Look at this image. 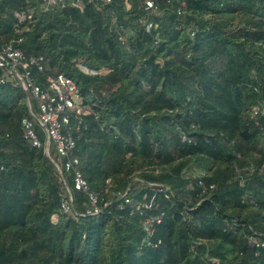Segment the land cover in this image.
<instances>
[{
  "label": "trees",
  "instance_id": "trees-1",
  "mask_svg": "<svg viewBox=\"0 0 264 264\" xmlns=\"http://www.w3.org/2000/svg\"><path fill=\"white\" fill-rule=\"evenodd\" d=\"M146 2L0 0V49L44 57L40 82L78 84L77 152L101 209L83 215L76 192V214L60 213L73 177L25 140L26 94L0 86V264H264V0ZM126 192L156 206L132 214ZM162 213L154 248L144 222Z\"/></svg>",
  "mask_w": 264,
  "mask_h": 264
},
{
  "label": "built area",
  "instance_id": "built-area-1",
  "mask_svg": "<svg viewBox=\"0 0 264 264\" xmlns=\"http://www.w3.org/2000/svg\"><path fill=\"white\" fill-rule=\"evenodd\" d=\"M75 1L80 3V0ZM158 7L157 0H147L145 8L151 14L157 12ZM16 17L19 23H23L31 18V14L21 12L17 13ZM151 28H153V22L148 24L147 30ZM21 40L19 39V42ZM83 69L85 72L97 73L87 68ZM44 71V57H28L13 43L0 49V86L10 84L27 96L26 104L30 116L21 122L25 140L38 148L44 145L45 153L49 157H51V151H54L59 157V163H54L63 176V180H65V176L73 177L74 188L70 189L67 185L68 197L62 201L60 213L64 215L76 214L74 200L75 193L79 192L87 195L89 199L90 209L87 214L83 215H98L101 212L99 197L90 189L84 174L85 162L77 152V142L81 137L76 133L81 131L83 125L79 118L83 112V100L78 84L63 73L47 75L45 80L40 82L35 74H43ZM74 119L76 123H73ZM40 132L45 136V144L40 138ZM183 138L185 141L191 142L187 136ZM202 185L203 182L199 181V186ZM214 187L212 185L210 188ZM150 190L163 195L167 200H171L173 195L170 188L161 184H150ZM123 198H125L126 204L134 206L132 214L144 216L147 210H152L156 206L154 195L150 198L145 195L142 200L134 201L126 192ZM163 216L164 213L153 216L144 222L148 246L157 248L161 244V241L153 243L151 238L154 235L155 226L162 222ZM252 243L257 247L264 246L257 240H253Z\"/></svg>",
  "mask_w": 264,
  "mask_h": 264
},
{
  "label": "crops",
  "instance_id": "crops-1",
  "mask_svg": "<svg viewBox=\"0 0 264 264\" xmlns=\"http://www.w3.org/2000/svg\"><path fill=\"white\" fill-rule=\"evenodd\" d=\"M54 220L57 221V216H55Z\"/></svg>",
  "mask_w": 264,
  "mask_h": 264
}]
</instances>
